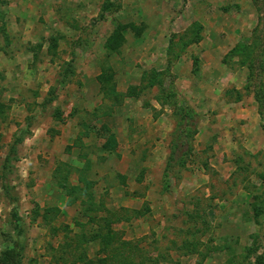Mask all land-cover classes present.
Wrapping results in <instances>:
<instances>
[{
	"label": "rangeland",
	"instance_id": "rangeland-1",
	"mask_svg": "<svg viewBox=\"0 0 264 264\" xmlns=\"http://www.w3.org/2000/svg\"><path fill=\"white\" fill-rule=\"evenodd\" d=\"M259 40L264 0H0V264H264Z\"/></svg>",
	"mask_w": 264,
	"mask_h": 264
},
{
	"label": "trees",
	"instance_id": "trees-1",
	"mask_svg": "<svg viewBox=\"0 0 264 264\" xmlns=\"http://www.w3.org/2000/svg\"><path fill=\"white\" fill-rule=\"evenodd\" d=\"M259 33H260V31H259ZM258 38H260V37L258 36L257 39ZM260 42L262 44L264 41H260ZM240 47L241 48H243V47L247 48L248 45L247 44H241ZM177 112L179 113L180 119H181L180 123L178 124L180 126V133H181L179 135L183 136L184 138L193 137L194 134L197 132V127H196L197 123H195V119L197 116H199V113L194 111L192 108H190L188 106L179 107L177 109ZM185 144H187L185 139L182 140L180 137L178 139V141L175 143L174 148H175V150H180L182 147L185 146ZM80 172H82V171L80 170ZM81 176H83V173L80 174V178H79L80 182H82ZM76 188L79 191L77 199L80 200V203H82L83 206H84V204H87V202L93 201L92 199H94V193H93V191H91L92 186H89V188L87 189V188L78 187L75 185V187L72 188L70 191L69 190L68 191L66 190V191L70 192V193H74L77 190ZM84 209H85V207H84ZM98 235H99V232H96L95 236H98ZM92 237H93V235H92ZM101 240L103 241L102 248H104V245L107 244V241H104V239H99L100 242H101ZM123 243H126V244L124 246H122L123 248L120 249V253H121V255H125V256L127 255L126 257H128L127 259H129L128 254L131 252V250H132L131 248H134V247L132 244L129 243V241H123ZM135 248H137V247H135ZM84 256H86V255L84 254ZM79 261H80V259H79ZM84 264H87V263L85 262Z\"/></svg>",
	"mask_w": 264,
	"mask_h": 264
},
{
	"label": "crops",
	"instance_id": "crops-1",
	"mask_svg": "<svg viewBox=\"0 0 264 264\" xmlns=\"http://www.w3.org/2000/svg\"><path fill=\"white\" fill-rule=\"evenodd\" d=\"M245 107H248V106H245ZM243 110H244V112H246L245 110H248V109L243 108ZM249 111H250V115H252V113L256 115V108H255V106H250L249 107Z\"/></svg>",
	"mask_w": 264,
	"mask_h": 264
}]
</instances>
